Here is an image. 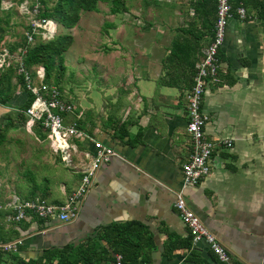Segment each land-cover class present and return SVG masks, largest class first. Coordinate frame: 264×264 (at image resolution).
Instances as JSON below:
<instances>
[{"label": "crops", "instance_id": "0c3cea01", "mask_svg": "<svg viewBox=\"0 0 264 264\" xmlns=\"http://www.w3.org/2000/svg\"><path fill=\"white\" fill-rule=\"evenodd\" d=\"M101 9L114 16L110 23L117 29L115 35L100 31L107 40L93 45L90 69L100 77L96 64L102 60L104 87L98 90L103 100L98 104L90 96V106L82 108L62 90L63 98L75 106L65 114V124L81 120L90 137L116 154L99 169L75 221L36 216L23 220L28 227L9 241H22L14 252L37 258L46 249L88 238L104 246L106 241L99 240L103 227L129 222L143 226L138 232L152 246L145 249L146 264H224L206 241L193 245L175 206L182 191L234 263L264 264V19L247 10L242 19L234 10L219 52V81L207 79L201 106L209 116L206 137L218 143L211 173L197 185L184 187L182 166L192 144L187 95L213 36L216 1L124 0L118 25L108 3L100 2ZM107 23L103 27L111 25ZM30 134L41 144L49 141ZM94 140L73 139L71 176L52 184L25 170L24 186L0 203L36 196L64 203L96 154ZM223 140L231 145L221 144ZM32 177L45 189L44 197L33 194ZM2 211L8 226L19 223L7 220L11 208ZM102 264H116V257Z\"/></svg>", "mask_w": 264, "mask_h": 264}, {"label": "built area", "instance_id": "2783aa9c", "mask_svg": "<svg viewBox=\"0 0 264 264\" xmlns=\"http://www.w3.org/2000/svg\"><path fill=\"white\" fill-rule=\"evenodd\" d=\"M23 1L19 4L18 10L27 21L25 25H22V33L19 34V38H12L11 34H7L6 39L2 42L0 70L13 66L16 71V75L13 77L14 82H18L19 76L22 77L26 89L34 97L31 105L24 111L28 117L25 124L26 131L34 133L35 126L41 123L48 130L47 137L51 146L56 151H61L63 159L69 166H73L71 155L72 151H76L73 139H94L78 126L77 120L65 124V114L73 112L75 106L63 98L62 91L57 85L46 82L45 67L43 65L28 67L26 58L29 48L36 43L53 39L58 35L59 24L54 19L40 15L42 4L39 0ZM215 1L217 11L213 36L199 62L194 76V84L187 95L189 115L187 131L192 144L189 159L182 166L184 187L197 185L211 173L210 162L218 145L217 141L206 137L205 127L209 116L202 112L201 106L207 79L219 81L218 71L221 67L219 52L224 44L226 31L234 11L230 0ZM15 4L10 0H2L1 11H10ZM236 13L244 19L247 11L244 6L240 5L236 8ZM14 43L20 44L12 51L9 44ZM22 86L21 83H18L16 92L19 95H22L24 91ZM220 143L227 146L231 145L230 140H223ZM94 147L96 149L94 158L87 163L79 185L68 195L64 203L51 204L36 196L31 199L16 200L10 204L0 203V211L7 207L11 208L12 211L7 216L9 222H21L34 216L39 219L57 218L59 222L75 221L79 217L86 197L95 184L99 169L116 154L113 148L101 141L94 140ZM87 156L90 157L89 153ZM175 206L182 220L190 229L193 245L206 241L221 262L239 264L232 261L229 251L189 207L182 191L178 193ZM21 242V240L0 242V247L7 251H17ZM116 264H123L122 255H116Z\"/></svg>", "mask_w": 264, "mask_h": 264}, {"label": "trees", "instance_id": "16d2710c", "mask_svg": "<svg viewBox=\"0 0 264 264\" xmlns=\"http://www.w3.org/2000/svg\"><path fill=\"white\" fill-rule=\"evenodd\" d=\"M23 1V0H21ZM20 1V2H21ZM42 4L40 15L54 19L58 24H62L65 28L73 29L81 19V14L86 11H99V3L106 2L109 5V12L117 14L120 12V4L124 0H55L53 5H49L47 0H39ZM233 11L240 5L246 10L255 12L259 17L264 19V0H230ZM2 0H0V49L2 42L6 39V35L10 34L12 12L2 13ZM217 5V4H216ZM105 25V29L113 27ZM11 36H17L12 35ZM19 36V35H18ZM20 43L9 44L10 49L14 51ZM73 44V36L66 34L56 35L53 39L36 43L29 48L27 54V65L29 68L36 65H43L46 69V82L48 84L57 85L62 91V87L57 81L52 80L55 67L59 70H65L64 52L67 51ZM16 75L14 67L5 70H0V105L13 107L12 111L4 113L5 119L3 124H0V148L5 144L8 134L13 127L21 125L25 128L27 116L24 111L31 105L34 97L26 89L23 78L18 77V82L15 83L13 77ZM18 83H21L26 97L22 103L16 105L15 101L21 98L22 95L17 94ZM63 94V93H62ZM13 113L19 117V122L13 118ZM78 126L82 129V121L78 120ZM34 132L41 139H46L48 130L38 123ZM86 132V131H85ZM87 133V132H86ZM48 138V137H47ZM83 176V173H82ZM81 176V178H82ZM32 186L29 187L33 194L41 193L45 195V189L39 185L32 177ZM29 188V189H30ZM6 212L0 211V242L6 243L14 240L23 232V229L28 227L24 221L8 226L5 221ZM143 226L135 223H113L106 225L100 232L99 240L106 241L107 245H102L96 239L88 238L85 241L76 243H68L63 247H55L44 250L43 254L37 258H24L17 252L7 251L0 247V264H102L103 262L114 261L117 254L122 255L123 264H146L145 249H150L152 246L149 242L144 241L139 230ZM144 234V233H143ZM143 257L141 260L140 258Z\"/></svg>", "mask_w": 264, "mask_h": 264}, {"label": "rangeland", "instance_id": "374dc122", "mask_svg": "<svg viewBox=\"0 0 264 264\" xmlns=\"http://www.w3.org/2000/svg\"><path fill=\"white\" fill-rule=\"evenodd\" d=\"M16 3L12 12L10 34L19 35L22 33V25H25L24 18L18 10L21 0H10ZM26 1V0H25ZM33 2L35 0H28ZM55 0H47L51 6ZM104 7V6H103ZM3 11V10H2ZM8 12V11H7ZM5 13V12H2ZM115 22L118 25L119 13ZM112 15H107L104 11L90 12L81 14V19L75 28L69 30L62 24L58 25L59 34H70L73 36V44L64 52L65 70H59L58 66L52 75V80L57 81L64 90L68 99H71L74 105H80L82 108L90 106V96L100 104L103 100L102 92L98 89L104 87V70L101 68L102 60L96 64L100 77L97 73L93 76L90 69L93 63V45L101 43L103 39L100 31H104L103 25L106 22H112ZM108 30L115 35L116 28L111 27ZM12 38H19L13 37ZM107 46V44H105ZM109 45V44H108ZM113 62V58L111 59ZM110 63V61H109ZM102 78V79H101ZM96 84V87H92ZM13 108V107H12ZM11 107L0 106V124L5 121L3 115L7 111H12ZM12 109V110H10ZM13 118L19 122V117L13 113ZM79 159H83V154L78 153ZM74 155L71 159L75 161ZM72 167L63 159V153L56 151L47 140L41 144L34 135L28 133L21 125L13 127L8 134L7 141L0 148V199H5L10 193L19 190L26 181L23 173L25 170L33 171L34 177H46L52 184L58 183L61 179L71 176ZM29 172V173H30ZM45 185V184H44ZM29 189V188H28Z\"/></svg>", "mask_w": 264, "mask_h": 264}]
</instances>
